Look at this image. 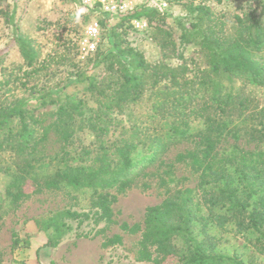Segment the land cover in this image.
I'll return each instance as SVG.
<instances>
[{"label": "trees", "instance_id": "1", "mask_svg": "<svg viewBox=\"0 0 264 264\" xmlns=\"http://www.w3.org/2000/svg\"><path fill=\"white\" fill-rule=\"evenodd\" d=\"M188 10L193 20L180 30L179 40L204 54L208 68L200 72L198 80L186 79L185 66L170 65L177 56L170 31L161 26L153 28L151 39L160 48L162 61L149 64L140 53L123 46L112 28L109 49L92 56L97 65L108 63L116 74L87 85L97 104L90 116L81 102L68 97L63 102L51 97L37 100L39 105L56 106L54 120L46 129L61 144L54 156L43 151L48 134H39V120L29 101L14 94L26 85L0 80V158L5 153L11 155L17 171L7 195L17 202L25 196L22 188L27 182L47 191L62 187L92 191L90 212L62 209L34 220L37 230L47 234L45 248H56L74 229L72 223L78 239L93 231L80 230L85 223L92 222L95 227L112 224V206L118 198L107 191L125 192L149 168L163 165V157L173 146L191 142L193 148L176 155L174 162L188 163L198 174V187L204 191L210 187L203 200L208 218L220 228L234 223L237 229L253 233L259 251L264 252V171L257 168L262 155L243 149L219 151L221 141L239 131L264 144V110L250 112L249 100L239 98L235 84L246 79L252 85L264 86V25L259 17L249 23L238 19L235 36L228 38L212 26L206 6L190 4ZM141 18L162 20L156 8L143 7L123 15L121 21ZM14 41L26 67L35 71L38 55L32 42L20 35ZM140 104L146 107L145 115L130 116L134 119L129 120L128 127L121 124L119 117ZM85 130L94 136L87 146L79 138ZM138 149L149 156L134 165ZM193 202V189H176L160 204L147 207L141 224L120 225L121 231L139 235V262L161 264L175 257L179 264H244L236 256L208 252L196 240L192 226L199 218ZM216 209L221 213H215ZM206 219L202 220V233L208 226ZM12 239V250L28 246L17 234ZM121 244V237L113 236L102 247Z\"/></svg>", "mask_w": 264, "mask_h": 264}, {"label": "rangeland", "instance_id": "2", "mask_svg": "<svg viewBox=\"0 0 264 264\" xmlns=\"http://www.w3.org/2000/svg\"><path fill=\"white\" fill-rule=\"evenodd\" d=\"M0 0V80L7 79L26 85L14 94L28 100V106L39 120V134L47 132L43 151L47 156H54L61 144L52 131L46 130L54 120L55 105H39L37 100L43 97L63 102L66 97L81 102L87 117L97 108L95 97L87 91L90 81H100L116 74L114 69L97 65L94 57L110 47L109 33L116 29L123 46L140 53L149 64L162 61L160 48L152 41L153 28L161 26L173 34L177 56L170 65L185 66L186 79L196 82L200 72L208 68L204 54L193 45L181 43L180 30L186 28L193 20L188 6H206L212 16V26L221 30L228 38H233L239 28L238 19L250 22L260 18L264 25V0ZM121 4L124 13L110 14L104 11L102 3ZM264 4V3H263ZM145 8H156L161 19L141 18L147 29L143 32L133 29L131 22L121 21L125 14ZM79 19H76V16ZM94 21L99 24L97 51L94 56L82 59L79 43L83 40L86 28ZM103 23V25H102ZM20 35L30 40L38 55L35 71L27 68L19 52L14 37ZM20 68V69H19ZM83 81V82H82ZM239 89V98L248 99L250 112L264 110V86L252 85L246 79L235 82ZM144 104L132 107L131 112L120 116L121 124L129 126V120L145 115ZM131 114V115H130ZM194 124H200L198 122ZM201 126V125H200ZM81 143L85 146L93 142L94 136L87 130L79 133ZM194 143L188 142L173 146L163 157L164 164L149 168L144 176L135 179L132 187L121 194L115 190L107 191L117 195V203L112 206L113 223H101L97 227L85 223L80 230L93 231L87 237L78 239L73 230L66 235L56 248H45L47 234L40 232L34 225L50 211L70 209L76 212L91 211V190H73L62 187L57 191L36 189L27 182L22 192L25 194L17 202L7 195L10 183L17 171L12 166L11 155L5 153L0 158V264H153L139 262V235H129L120 230V225L141 224L145 209L155 206L176 189L191 188L194 194V209L199 221L193 223V235L208 252L222 256H236L244 264H264V252L259 251L256 235L249 231L237 229L234 223L222 228L208 218L207 207L203 203L206 190L198 187V174L188 163L174 162L176 155L191 150ZM243 149L262 157L258 170L264 171V144L253 141L243 131L234 137L221 141L219 151ZM144 149H138L133 156L134 165L148 158ZM13 158V157H12ZM46 159L45 161H47ZM7 168L12 171L7 173ZM48 173V171L46 172ZM36 189V190H35ZM11 192H15L11 188ZM215 213H221L218 209ZM207 218V219H206ZM206 219L207 227L202 233ZM79 230V231H80ZM98 232L97 234H95ZM27 243V247L11 249L12 235ZM95 235V236H94ZM113 236H120L121 245L102 247ZM161 264H179L177 258L169 257Z\"/></svg>", "mask_w": 264, "mask_h": 264}, {"label": "built area", "instance_id": "3", "mask_svg": "<svg viewBox=\"0 0 264 264\" xmlns=\"http://www.w3.org/2000/svg\"><path fill=\"white\" fill-rule=\"evenodd\" d=\"M91 0H86L88 3ZM105 12L110 14L124 13L125 6L121 4H113L101 2ZM133 29L136 31L143 32L147 29V24L145 21L140 19H134L131 22ZM99 24L97 21L92 22L85 30L83 40L79 43V54L82 56V59L92 56L97 49V42L99 37Z\"/></svg>", "mask_w": 264, "mask_h": 264}, {"label": "clouds", "instance_id": "4", "mask_svg": "<svg viewBox=\"0 0 264 264\" xmlns=\"http://www.w3.org/2000/svg\"><path fill=\"white\" fill-rule=\"evenodd\" d=\"M76 19H77V20L79 19V16H78V15L76 16Z\"/></svg>", "mask_w": 264, "mask_h": 264}]
</instances>
